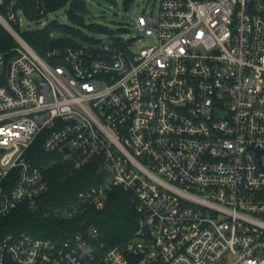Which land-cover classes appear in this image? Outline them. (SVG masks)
I'll return each mask as SVG.
<instances>
[{"label":"built area","instance_id":"1","mask_svg":"<svg viewBox=\"0 0 264 264\" xmlns=\"http://www.w3.org/2000/svg\"><path fill=\"white\" fill-rule=\"evenodd\" d=\"M48 3L0 0L14 41L0 50V219L49 191L28 155L40 140L105 175L68 218L122 189L143 241L108 247L82 221L49 240L6 236L0 264H264V0H162L123 50L40 55L24 34L57 21Z\"/></svg>","mask_w":264,"mask_h":264},{"label":"trees","instance_id":"2","mask_svg":"<svg viewBox=\"0 0 264 264\" xmlns=\"http://www.w3.org/2000/svg\"><path fill=\"white\" fill-rule=\"evenodd\" d=\"M48 4L49 11L53 13L69 5L67 14L70 23L65 25L55 21L46 29L24 34L29 44L40 55L66 48L76 49L86 43L100 47L104 41L96 37L95 33L112 37L113 45L120 50L125 49L131 42L116 36L125 31L122 28L114 31L100 21L91 24L98 27L96 31L88 27V22H93L86 18L89 14L88 0H49ZM54 30H61L63 38L56 41L50 37ZM13 44L10 35L0 25V50L5 51ZM43 150L42 143L38 140L32 145L28 155L48 180L49 191L39 199L35 208L23 203L10 215L0 219V241L8 235L20 232L49 240L61 232L77 227V223L82 221L86 222L87 226H95L100 232L101 240L108 247L130 241L139 226L134 195L116 188L109 192L107 204L103 209L88 208L81 218L63 216L62 212H65L67 206L76 203L80 192L102 183L105 175L100 172L98 161L88 160L82 167L76 168L72 162H64L59 153L47 154Z\"/></svg>","mask_w":264,"mask_h":264},{"label":"rangeland","instance_id":"3","mask_svg":"<svg viewBox=\"0 0 264 264\" xmlns=\"http://www.w3.org/2000/svg\"><path fill=\"white\" fill-rule=\"evenodd\" d=\"M126 1H129V3H126ZM161 1L162 0H114V2H111L107 0H88L89 14L86 15V18L89 21H93L88 22V27L96 31L98 27H94V25L91 24L99 23L97 21H100L102 23H106V25H108L114 31L119 30L120 28L124 29V32H120L116 35L117 37H120L124 40H131L136 37H140V32L137 30L136 27L132 26L131 22H134L138 16H141L143 14L149 16L153 14L154 16H156L158 14ZM68 10L69 5L51 15L50 18H55L61 24L69 25L70 22L67 14ZM31 26L32 27L28 26V21L25 19L24 28L29 27L33 30H42L45 28L42 26ZM61 32V30L52 31V33H54V39H56V41L60 38H63V34ZM89 33L93 35L91 31ZM95 36L102 39V41L104 42L110 44L114 43V39L112 37L108 35H103V33H95ZM152 44V39L145 38L143 42L136 44V49L141 50L145 47H149ZM106 204L104 205V207L106 206ZM62 215L66 216V211L62 212ZM142 241L143 240L141 238H133L134 243L141 244Z\"/></svg>","mask_w":264,"mask_h":264},{"label":"water","instance_id":"4","mask_svg":"<svg viewBox=\"0 0 264 264\" xmlns=\"http://www.w3.org/2000/svg\"><path fill=\"white\" fill-rule=\"evenodd\" d=\"M65 152H66V153H68V152H69V150H67V149H66V151H65Z\"/></svg>","mask_w":264,"mask_h":264}]
</instances>
